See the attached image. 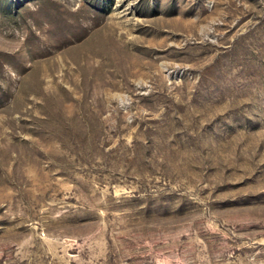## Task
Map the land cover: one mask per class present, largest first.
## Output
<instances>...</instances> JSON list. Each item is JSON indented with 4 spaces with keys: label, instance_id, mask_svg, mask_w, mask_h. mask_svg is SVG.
Here are the masks:
<instances>
[{
    "label": "rangeland",
    "instance_id": "1",
    "mask_svg": "<svg viewBox=\"0 0 264 264\" xmlns=\"http://www.w3.org/2000/svg\"><path fill=\"white\" fill-rule=\"evenodd\" d=\"M0 264H264V0H0Z\"/></svg>",
    "mask_w": 264,
    "mask_h": 264
}]
</instances>
